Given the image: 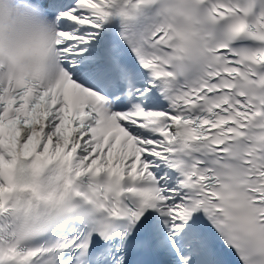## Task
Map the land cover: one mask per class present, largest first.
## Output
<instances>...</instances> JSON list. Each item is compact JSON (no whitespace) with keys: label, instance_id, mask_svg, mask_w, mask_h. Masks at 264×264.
Returning <instances> with one entry per match:
<instances>
[{"label":"snow or ice","instance_id":"snow-or-ice-1","mask_svg":"<svg viewBox=\"0 0 264 264\" xmlns=\"http://www.w3.org/2000/svg\"><path fill=\"white\" fill-rule=\"evenodd\" d=\"M0 264H264V0H0Z\"/></svg>","mask_w":264,"mask_h":264}]
</instances>
